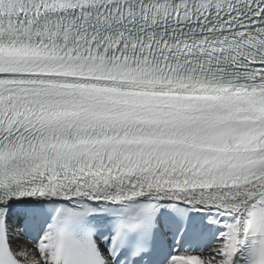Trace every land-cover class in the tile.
Wrapping results in <instances>:
<instances>
[{
    "label": "snow or ice",
    "instance_id": "snow-or-ice-1",
    "mask_svg": "<svg viewBox=\"0 0 264 264\" xmlns=\"http://www.w3.org/2000/svg\"><path fill=\"white\" fill-rule=\"evenodd\" d=\"M0 264H264V0H0Z\"/></svg>",
    "mask_w": 264,
    "mask_h": 264
}]
</instances>
